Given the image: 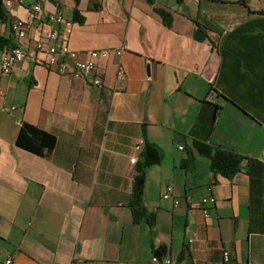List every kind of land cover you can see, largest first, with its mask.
I'll return each mask as SVG.
<instances>
[{"label": "crops", "instance_id": "crops-1", "mask_svg": "<svg viewBox=\"0 0 264 264\" xmlns=\"http://www.w3.org/2000/svg\"><path fill=\"white\" fill-rule=\"evenodd\" d=\"M0 6V52L16 43L12 23H27L17 43L27 57L9 74L0 66V264H224L225 250V264H264V0ZM51 14L73 22L68 36ZM39 42L65 43L81 60L124 50L99 61L98 87L49 69ZM23 122L55 136V148L17 146ZM195 142L242 155L240 171L215 174ZM147 146L162 153L146 171L153 223L129 206ZM209 186L217 201L205 217Z\"/></svg>", "mask_w": 264, "mask_h": 264}, {"label": "built area", "instance_id": "built-area-1", "mask_svg": "<svg viewBox=\"0 0 264 264\" xmlns=\"http://www.w3.org/2000/svg\"><path fill=\"white\" fill-rule=\"evenodd\" d=\"M20 0H4V5L7 8H11ZM34 14H40L42 12V8L38 5L34 6L33 8ZM49 21L52 23H56L61 25L64 28V34L68 36L73 27V22L69 19H66L61 14H51L49 17ZM26 22L22 20H16L11 25V31L13 36L16 40V43L11 47H6L0 52V66L2 72L4 74H9L11 70L18 65L19 63L23 62L24 59L27 57L26 51L19 46L17 43L19 40L25 38L27 36L26 30ZM47 40L49 42H54L58 40V35L54 31L47 34ZM37 51L44 52L47 55L46 65L49 69L57 72L61 75H67L72 78H83L90 81L95 86L101 87L102 81L99 77L95 76L97 66L99 61L106 60L110 57L111 53H115L117 56H121L124 49H117V50H93L89 53V58L87 60H81L77 52L72 51L69 46L65 43L60 45L57 44H45L43 42H39L36 45ZM120 74L122 75L123 72L121 71ZM145 141L142 139L140 143L137 145V149L141 150ZM181 150L183 149L182 146L179 147ZM137 157H133L131 159V163L135 164L137 162ZM208 194L206 197L202 199L203 205L205 208L203 209V214L205 217H209V207H212L216 204V197L213 193V187L209 186L207 188ZM173 188L168 187L166 191L163 193L164 200L172 199ZM175 206H178L179 201L173 200ZM196 236L192 237L189 240V243H193ZM158 256L153 258L154 262L158 261ZM231 259V251L225 250L223 251V263L229 262ZM11 259L7 261V264H11ZM165 264H170L171 260L168 258L164 259Z\"/></svg>", "mask_w": 264, "mask_h": 264}, {"label": "trees", "instance_id": "trees-1", "mask_svg": "<svg viewBox=\"0 0 264 264\" xmlns=\"http://www.w3.org/2000/svg\"><path fill=\"white\" fill-rule=\"evenodd\" d=\"M179 2H182V0H179ZM78 14L79 13L76 11L75 20H80L79 22H82L80 18H77L79 16ZM160 15L163 17L165 22H167L168 15L164 11H160ZM0 17H4L1 6ZM170 25L171 23L168 22L167 26ZM197 37L200 40L205 38V36L201 37L199 35V29H197ZM0 44H2L1 41ZM56 142L55 136L27 122H23L21 124L19 135L16 141L17 146L20 148L39 156H44L45 154L51 152L55 148ZM193 147L200 155L205 156L210 160L211 170L215 174H219L230 179L240 171V165L244 159L242 155L222 147H215L201 142H195ZM143 157L144 162L139 163L136 169L137 172L134 178L132 196L129 206L132 209L133 216L137 221L144 219L150 223H153L154 218L148 213L144 205L146 171L148 168L160 164L162 153L156 148L147 146L143 152ZM192 160L193 158L190 157L187 162H191Z\"/></svg>", "mask_w": 264, "mask_h": 264}]
</instances>
